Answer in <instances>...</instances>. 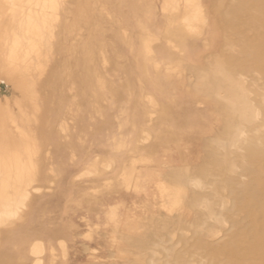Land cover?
<instances>
[{"label":"bare ground","instance_id":"obj_1","mask_svg":"<svg viewBox=\"0 0 264 264\" xmlns=\"http://www.w3.org/2000/svg\"><path fill=\"white\" fill-rule=\"evenodd\" d=\"M3 81L0 264H66L107 230L117 264H264V0H0ZM72 165L93 211L158 176L161 217L58 228L37 205Z\"/></svg>","mask_w":264,"mask_h":264},{"label":"rangeland","instance_id":"obj_2","mask_svg":"<svg viewBox=\"0 0 264 264\" xmlns=\"http://www.w3.org/2000/svg\"><path fill=\"white\" fill-rule=\"evenodd\" d=\"M7 85L8 84H6L4 81L0 83V98L3 99V101L5 99H10L11 108L15 112V115H18L17 109L15 108V105H14L15 100H14V96L11 91V87ZM160 150L161 148L156 149V152H155L156 155L154 154L155 159L160 158L162 156L163 149L161 151ZM184 153H185V148H184ZM168 156H172L176 159L177 154H175V152H172ZM161 159L163 163H161L160 166H163V167H160L159 165H156V164L154 166V164H152L151 165L152 172H155L157 174L163 170L162 168H164V163L167 162L168 157L166 155V156L161 157ZM171 162H173L172 159H171ZM152 166H154L156 169ZM78 167L81 168V166L79 165L77 166L72 165L70 167L69 173L67 174L65 183L59 185L55 194L53 195L47 194V196L45 195L42 199L39 200L38 205H37V207L46 208L44 210V214L52 216L58 228H60L63 224H69V223L73 224L74 226H77V229L82 230V231L86 229L85 224L87 223H89L88 228L89 227L95 228L97 227V225L104 227L107 221L115 217L114 208L115 206H117V204L118 205L120 204V206H123L122 210L125 208V211L126 210L129 211L127 218L132 222L130 224L129 230L136 228L138 224L142 225L144 223L143 217L150 218L152 215L156 218L161 217L160 209L158 208L160 195H158L159 192H158L157 185H156V181H157L156 178L158 176H155V178L148 180L147 182V191H149L148 193L150 197L154 199L151 202H147L148 197L146 198L145 193L136 194L133 192L126 191L125 196H124L125 197L124 202L121 201L122 198L115 195V196L107 198L103 205L95 206L96 207L95 211L89 210L86 202H83L80 208L77 207V203L86 199L87 196L89 195L86 193L88 192L91 193L93 189L91 183L95 182L94 180H79L77 183L72 184L71 181L73 177L70 176V174L72 172L74 173L75 171L80 170V168ZM152 169L153 170L155 169V170L153 171ZM145 205H146V208H145ZM132 219L135 221V223L134 221H132ZM154 222L156 221L154 220ZM114 231L115 230L113 231L107 230L104 232L103 237L108 238V245L100 249L96 247L94 244H92L89 251H86V252H85L84 247L88 244L87 241L76 238L75 239L76 242L71 243L70 245V258L67 264H117V260L112 261L110 258L111 257L110 255L112 254L113 251H115V253L124 251V249L122 248L121 242L128 241L127 239L128 235L124 234L120 236L118 230L115 232ZM77 237H80V234ZM54 245L56 246L55 242H54ZM101 251H104V256L101 255L100 257H95V256L92 258L90 257L92 256V253H99Z\"/></svg>","mask_w":264,"mask_h":264},{"label":"crops","instance_id":"obj_3","mask_svg":"<svg viewBox=\"0 0 264 264\" xmlns=\"http://www.w3.org/2000/svg\"><path fill=\"white\" fill-rule=\"evenodd\" d=\"M67 263H68V262H67ZM67 263H66V264H67Z\"/></svg>","mask_w":264,"mask_h":264}]
</instances>
